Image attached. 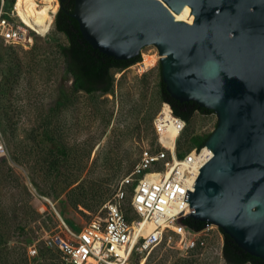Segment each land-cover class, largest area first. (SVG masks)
Listing matches in <instances>:
<instances>
[{
	"label": "rangeland",
	"instance_id": "obj_1",
	"mask_svg": "<svg viewBox=\"0 0 264 264\" xmlns=\"http://www.w3.org/2000/svg\"><path fill=\"white\" fill-rule=\"evenodd\" d=\"M67 43L55 26L27 47L0 39V264H69L45 248V238L61 233L63 223L87 226L113 200L141 150L159 147L157 48L141 50V63L154 58L152 68L137 63L114 71L111 92L86 94L74 91L65 74ZM216 124L215 114L195 113L179 136V152L196 148L194 137L211 134ZM210 245L205 257L158 247L134 264H226L222 231Z\"/></svg>",
	"mask_w": 264,
	"mask_h": 264
},
{
	"label": "water",
	"instance_id": "obj_2",
	"mask_svg": "<svg viewBox=\"0 0 264 264\" xmlns=\"http://www.w3.org/2000/svg\"><path fill=\"white\" fill-rule=\"evenodd\" d=\"M186 6L192 23L175 17ZM71 16L117 60L156 47L171 97L214 112L213 156L184 201L264 261V0H75Z\"/></svg>",
	"mask_w": 264,
	"mask_h": 264
},
{
	"label": "built area",
	"instance_id": "obj_3",
	"mask_svg": "<svg viewBox=\"0 0 264 264\" xmlns=\"http://www.w3.org/2000/svg\"><path fill=\"white\" fill-rule=\"evenodd\" d=\"M55 4L57 11L49 12L53 23L42 35L24 23L15 2L8 11L6 1L0 0V39L6 44L27 47L33 36H47L60 8L59 0ZM165 109L179 131L173 147L161 139L168 129ZM154 125L159 147L141 150L133 169L122 179L113 200L103 206L101 214L82 229L63 223L61 233L45 238L46 248L59 252L69 264H134V258L144 261L158 247L184 256L207 255L220 228L207 223L201 230H195L183 220L191 214L190 204L184 201L186 192H194L192 186L199 169L212 158L206 160L203 153L211 150L203 145L179 156L178 139L186 122L174 115L167 102L162 103Z\"/></svg>",
	"mask_w": 264,
	"mask_h": 264
},
{
	"label": "trees",
	"instance_id": "obj_4",
	"mask_svg": "<svg viewBox=\"0 0 264 264\" xmlns=\"http://www.w3.org/2000/svg\"><path fill=\"white\" fill-rule=\"evenodd\" d=\"M14 1L7 0V9L13 6ZM59 2L60 8L57 12L54 26L56 31L64 34L68 41L67 45L61 48V54L64 58L65 74L72 81V89L86 94H107L111 92L115 83L114 71H124L140 63L142 61L141 56L129 60H117L93 48L84 39L77 20L71 16L75 0H59ZM160 99L161 102L169 103L174 115L185 121L186 124L191 121L195 113L214 114L213 111L199 107L195 102H180L173 99L166 90L162 80L160 81ZM209 135L201 139L194 137L195 147L201 148ZM182 155L179 152V156ZM183 223L195 230H201L207 224V222H201L192 217L186 218ZM220 230L223 232L222 229ZM223 234V257L226 264H264L263 260L253 257L242 250L229 235L224 232ZM56 253L60 254L57 251Z\"/></svg>",
	"mask_w": 264,
	"mask_h": 264
},
{
	"label": "bare ground",
	"instance_id": "obj_5",
	"mask_svg": "<svg viewBox=\"0 0 264 264\" xmlns=\"http://www.w3.org/2000/svg\"><path fill=\"white\" fill-rule=\"evenodd\" d=\"M56 0H15V9L18 15L24 21V23L38 31V33L44 35L52 24V17L50 16V10L57 11L58 6L55 4ZM177 20L192 23L195 19V14L191 12L190 7L186 6L185 9L175 15ZM51 21V22H50ZM155 65L154 58L147 57L142 66L144 69H150ZM164 118L167 123L168 129L161 134V138L168 143L169 146L174 145L175 138L178 136V129L174 128L172 117L168 109H165ZM203 155L212 157V151H204ZM144 264V263H143Z\"/></svg>",
	"mask_w": 264,
	"mask_h": 264
}]
</instances>
